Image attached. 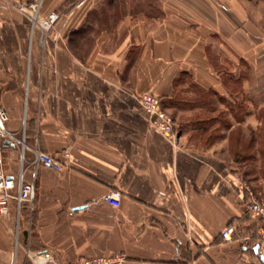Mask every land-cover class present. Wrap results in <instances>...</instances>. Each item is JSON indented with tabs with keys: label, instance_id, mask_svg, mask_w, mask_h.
<instances>
[{
	"label": "crops",
	"instance_id": "crops-1",
	"mask_svg": "<svg viewBox=\"0 0 264 264\" xmlns=\"http://www.w3.org/2000/svg\"><path fill=\"white\" fill-rule=\"evenodd\" d=\"M50 13L59 19L43 41L14 9L0 17L7 128L25 126L30 149L70 154L64 173L38 167L18 238L14 208L0 218V264H33L43 250L62 264L111 253L127 264H263L259 223L240 231L248 194L230 150L263 131L264 0H44ZM146 92L175 119L176 142L150 128ZM0 158L17 176L18 150ZM109 191L119 208L101 201Z\"/></svg>",
	"mask_w": 264,
	"mask_h": 264
},
{
	"label": "built area",
	"instance_id": "built-area-1",
	"mask_svg": "<svg viewBox=\"0 0 264 264\" xmlns=\"http://www.w3.org/2000/svg\"><path fill=\"white\" fill-rule=\"evenodd\" d=\"M44 0H0V17L14 9L24 16L31 24L32 29L40 32L41 41L46 34L53 29L59 19L56 13H50L47 16L41 14ZM142 109L146 115L149 126L152 130L169 137L176 142L177 132L175 119L169 114L162 105L161 99L154 93L146 92L139 97ZM9 113L7 109L0 106V154L5 146L15 147L19 152V170L15 177L6 176L0 170V218L6 219L11 213V207L14 208L17 228L15 238H18L20 223L24 219V211L27 212L29 221L35 211L34 202L36 198V179L37 169L44 165L57 173H64L67 165L62 159L69 160L70 154L66 151L60 158L46 154L39 149H30L25 141V126L22 133L14 132L7 128ZM28 150H32L34 159L29 162L32 171L29 172V179L26 180ZM2 159L0 158V164ZM241 187L248 194V203L246 210L248 214L256 220H259L258 235L260 238L259 249L264 251V205L258 201L255 193L248 187L246 182L237 179ZM101 201L111 207L119 208L121 194L118 191H109ZM236 231L234 226H228L221 232V237L225 241H230ZM247 247V246H243ZM263 255V254H262ZM31 261L33 264H62L58 262L56 256L51 250H43L32 253ZM127 256L123 253H111L108 255L97 256L92 258L80 259L74 263L65 264H127Z\"/></svg>",
	"mask_w": 264,
	"mask_h": 264
},
{
	"label": "rangeland",
	"instance_id": "rangeland-1",
	"mask_svg": "<svg viewBox=\"0 0 264 264\" xmlns=\"http://www.w3.org/2000/svg\"><path fill=\"white\" fill-rule=\"evenodd\" d=\"M237 106L236 109H239V104ZM262 118L260 120H262L263 131L258 135L259 140L253 136L252 139H249L247 146L245 145L242 148H238L239 144L234 141V144H231L230 154L234 159L241 158V161H237L234 166L238 178L244 183L246 182L248 187L255 193L254 195L258 201L264 205V114ZM219 122L224 124L226 120L220 118ZM236 136L233 137L234 140L238 139ZM257 141H259L258 148H256ZM254 221L258 222L259 220L254 219Z\"/></svg>",
	"mask_w": 264,
	"mask_h": 264
},
{
	"label": "trees",
	"instance_id": "trees-1",
	"mask_svg": "<svg viewBox=\"0 0 264 264\" xmlns=\"http://www.w3.org/2000/svg\"><path fill=\"white\" fill-rule=\"evenodd\" d=\"M245 220L249 223V226L247 227V228H245V229H241L240 231H241V234L244 232V233H248V232H250V231H252V232H255V228L257 227V225H258V222L257 221H254V219L250 216V215H248V214H246V216H245ZM245 249H247L248 247H244ZM253 252H254V250H252Z\"/></svg>",
	"mask_w": 264,
	"mask_h": 264
},
{
	"label": "water",
	"instance_id": "water-1",
	"mask_svg": "<svg viewBox=\"0 0 264 264\" xmlns=\"http://www.w3.org/2000/svg\"><path fill=\"white\" fill-rule=\"evenodd\" d=\"M258 249H259V246H257L254 250V253L258 255ZM259 259L260 261L264 264V255L260 254L259 255Z\"/></svg>",
	"mask_w": 264,
	"mask_h": 264
}]
</instances>
